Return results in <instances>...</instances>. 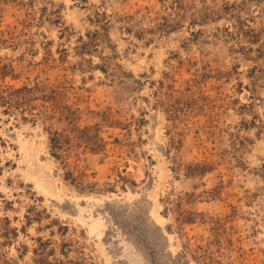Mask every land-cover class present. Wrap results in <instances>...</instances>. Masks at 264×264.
<instances>
[{
	"label": "rangeland",
	"instance_id": "374dc122",
	"mask_svg": "<svg viewBox=\"0 0 264 264\" xmlns=\"http://www.w3.org/2000/svg\"><path fill=\"white\" fill-rule=\"evenodd\" d=\"M184 6L181 29L139 40L118 17L133 16L134 30L149 28L166 12L160 0H0V38L8 42L0 59L19 75L6 82H67L81 126L102 124L107 142L104 152L72 145L62 154L82 176L79 189L49 141L50 131L69 125L45 119L48 108H38L37 122L0 108V264H196L192 250L210 227L197 215L180 224L178 203L224 220L233 247L222 264H264V0ZM98 11L113 18L110 40L78 56L79 38L102 33ZM63 49L68 54L58 61ZM47 55L57 61L47 65ZM100 56L114 78L95 70ZM163 73L177 89L209 99L177 129L152 96L149 83ZM104 111L120 125L103 124ZM198 163L210 169L188 175L187 166Z\"/></svg>",
	"mask_w": 264,
	"mask_h": 264
},
{
	"label": "trees",
	"instance_id": "16d2710c",
	"mask_svg": "<svg viewBox=\"0 0 264 264\" xmlns=\"http://www.w3.org/2000/svg\"><path fill=\"white\" fill-rule=\"evenodd\" d=\"M160 1L166 12L159 20L154 22L151 27L134 30L135 18L133 16H119L118 19L125 25L123 31L128 35H134L137 39L142 40L145 35H167L181 29L183 27L181 21L186 18V14H184L186 11L184 6L185 0H172V2H170V0ZM180 11H182L183 14H180ZM96 15L97 23H99L102 33L98 30L89 32L85 37L87 42L84 38H79L77 40L79 46L75 48L78 56H92L91 53H97L100 43L110 40L108 29L113 19L112 16L104 11H98ZM176 17H178V20L173 19ZM59 19L60 18H58V20ZM102 19L104 21L100 22ZM202 21L205 20L199 19L198 16H193L192 18L193 23H202ZM90 22L96 24L92 19H90ZM59 25H62V22H59ZM63 28L66 29L65 26H63ZM191 33L193 34V32ZM261 33H264V29ZM256 38L259 39L260 36H258V33L253 32V39L255 40ZM151 39L152 38L148 39V42L152 41ZM7 43L6 40L0 38V49ZM260 43L261 41L254 42V44L257 45ZM258 53L264 57V43ZM67 54L68 51L66 49L61 50L59 52L58 61H63ZM47 57H49L47 59V65H49L51 61H57L55 58H52L51 55H47ZM99 59L103 61L104 64L101 66L98 64L95 65V70L103 72L107 77L114 78L116 74L110 71L108 59L105 56H100ZM79 67H81V69L85 68L84 66ZM91 67H93L92 64ZM256 70L257 68L254 66L252 71L256 72ZM212 74V71L206 72L203 74L202 79L205 80ZM7 80L16 82L19 80V75L11 65L5 63L3 59H0V108L3 109L5 115L20 114L23 121L30 120L32 122H37L38 117L43 115L38 110V108L42 107L48 108L51 113L46 114L45 119L57 117L58 120H63L69 125L68 131H50L49 141L54 157L61 162L67 171V181H70L79 189L84 188V183H82L81 179L82 176L80 174H75L74 170L70 169L68 161L62 157V154L64 155L67 147L72 145L84 147L95 154L106 151L107 142L101 137L103 125L96 123L94 125L81 126L80 109L75 108L67 101V82L52 83L48 79L42 80L36 78L32 81L28 80V83H23L22 86H15L7 83ZM149 84L151 86L152 96L156 98L155 106L165 111L168 121L172 124V128L175 129H177L178 122L182 119L203 113L206 104L209 102L207 96L200 93L196 95V92L193 91L192 88L184 90L177 89L175 87V80L169 73H163L161 79L152 81ZM196 84L198 85L199 82H196ZM99 116L103 124L113 126L120 125L119 120L115 118L112 112H100ZM208 169H210L208 163H198L187 166L186 171L188 175H193L207 173ZM118 177L121 180H125L121 175ZM187 196L189 198L194 197L192 194H187ZM177 207L179 209L177 221L180 224L194 223L197 215L200 216L203 224H208L210 227V237L204 244H195L192 250L191 257L195 259L196 264H222V259L229 255V250L233 247V239L227 231L224 220L219 217L193 214L183 209L181 203H178Z\"/></svg>",
	"mask_w": 264,
	"mask_h": 264
}]
</instances>
